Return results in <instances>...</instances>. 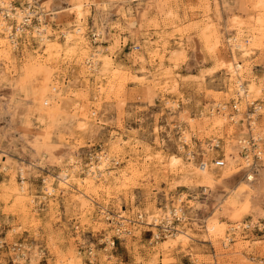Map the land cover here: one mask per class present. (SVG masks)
I'll return each mask as SVG.
<instances>
[{"label":"rangeland","instance_id":"1","mask_svg":"<svg viewBox=\"0 0 264 264\" xmlns=\"http://www.w3.org/2000/svg\"><path fill=\"white\" fill-rule=\"evenodd\" d=\"M14 1V6L23 8L30 2L33 10L38 14L45 12L47 14L45 22L54 33L50 38L56 46L62 44L61 31L69 22L72 23L71 15L61 14V17L57 18L53 17V14H48L50 13L48 3L53 0ZM87 1L89 4L85 12V32L88 43L91 47L100 45L113 48L115 51L113 59L115 65L123 71L122 76L115 80L113 91L97 103L93 95L91 75L85 79L88 86L85 85L84 76L90 71L87 63L77 57L65 61L61 54L55 56L56 63H65L60 65L62 69L56 77L61 83L60 86L75 94L72 92L64 98L62 112L52 121L45 120L41 123L34 114L29 116L34 131L49 129L46 143L55 153L43 160L31 162L33 152L19 134L20 120L9 125L7 117L0 116V151L7 154L4 164L8 168L7 172L0 169V242L22 243L29 257L27 264H64L75 255L82 264H138L137 261L146 264L153 257L160 260L163 255L171 264H264V206H255L244 212L239 220H234L218 208L217 202L210 203L207 192L201 186L187 185L183 175L174 172L173 166L167 162L169 155H176L181 157L186 167L188 153L191 152L197 158L196 164L199 165L205 158L210 162L212 172L219 175L226 162L221 167L214 166L212 162L216 159L223 160L221 148L223 139L216 135V141H212L214 134L206 133L210 127V120L205 115L211 119L225 112L227 115H235L238 114L237 110H241L239 121L234 125L233 135L235 139L243 138L245 141L243 151L248 153V168L255 171L260 167L261 160L258 154L260 150L264 152V136L262 138L259 134L264 127V119L263 115L255 110V106L256 103L264 104V37L259 45L254 47L251 57L246 61L249 69L245 73L248 75L245 79L251 77L253 84L258 87L259 99L254 104L252 102L243 104L236 96L237 91L230 83L228 73L225 72L224 66L219 64L217 58L220 54L225 59L232 57L233 50L227 39L231 36L232 30L228 29L220 37L221 44L218 49L211 51L205 46L198 29H192L193 22L185 21L183 27H191L185 34L183 49L179 51L178 45L170 40L169 52H166L161 65L172 69L179 80L176 90L164 91L165 97H170L177 103L174 110L163 103L157 89L155 90L148 82L149 72L155 70L158 60L153 61V64L144 60L146 54L142 46V33L148 32L150 35L155 22L167 21L168 15L165 10L168 7L176 11L178 16H182L183 11H188L189 6L192 5V9L198 11L196 23L200 15L206 11L211 18L210 27L214 30L218 21L228 26L231 25L233 17L247 21L251 11V1L217 0L218 11H216L211 0H208V3L201 0H156L167 3L165 5L167 7L159 13L151 7L153 11L149 9L141 18L140 30L143 28L147 30L132 34L127 32V20L136 15L137 8L144 4L143 0H116V3L111 0H98L100 12L91 3L93 0ZM56 2L67 7L70 0ZM104 5L107 10L111 9V13L107 15L108 22L117 24L122 29V37L117 47L113 46L112 38L101 41L95 32L96 25L106 16L101 11ZM121 6L123 10L126 9V15L122 16L117 10ZM33 21L37 23L36 18ZM29 30L30 28L23 32L20 45L12 53L9 63L11 73L5 75V79L2 75L3 64L0 62L2 94L7 90L8 84L16 81L23 71L24 49L30 51L36 45ZM172 51L174 55L171 54ZM235 54L238 56L237 53ZM140 56H143V61ZM143 74H146L144 75L146 78ZM16 97L24 98L21 93H17ZM218 102L221 105H217ZM234 105L236 108L233 107ZM201 111L203 116L200 114ZM80 119L83 120L82 125L78 126L81 123L78 121ZM205 120L207 122H204ZM251 120H255L256 129H252L249 125ZM121 131L123 134H120ZM184 132L189 135V142L183 140ZM256 132L258 135L255 134ZM119 135L127 140L124 149L128 156L134 157L135 153L139 154L142 164L145 150L152 154L158 153L165 159L160 169L152 166L148 168L150 175L154 173L156 181L151 179V175L148 177L149 180L138 179L126 190H118L111 184L112 195L100 193L101 201L106 202L104 213L99 211L101 202L96 203L98 202L96 201L92 205L82 204L70 198L61 189H58L50 199L41 198L44 193V178L57 176L62 168H71L73 162L67 160L69 147L74 150V156L81 164L75 174L82 178L87 175V166L92 161H98L97 155L109 146L114 136ZM217 142L219 146L211 145ZM20 162L25 163L23 179L17 167ZM2 164L0 162V166ZM119 165L109 167L113 171L109 178L110 183L114 181ZM238 168L237 176L232 180L230 187L245 180L246 168L243 165ZM10 173L14 174L13 178H10ZM21 181H24V186L30 196H33L34 202H29L28 199L18 202L11 191L5 192L4 187L12 183L18 185ZM56 181L53 178L54 186ZM154 185H157L156 193L147 194L143 187ZM69 189L75 191L73 186ZM181 193H184L185 197L179 205L182 206L186 219L173 218L169 224L172 223L174 228L190 230L193 237L187 240L185 248L163 249V242L171 239L172 236L169 235L174 232H164L162 226L154 227L147 223L149 213L147 214L146 211L154 206L156 210L163 212L166 204L173 208L175 200ZM224 195V198L229 197V194L222 192V196ZM189 200L191 202H188ZM201 202L206 204L202 210H199L196 205ZM118 211L128 217V223L124 222V226L116 218L105 217L106 213L114 216ZM214 216L226 226L224 235L207 231L206 223ZM160 220V225L166 224L165 218ZM155 232L158 235L154 237ZM107 235L111 241L113 240V245L108 243ZM157 247L163 251L155 253ZM33 250L38 251L39 257L31 260L30 253ZM10 254L1 249L0 261L5 262ZM103 254L105 256L101 258ZM61 257L65 262H58ZM73 264H76V261H73Z\"/></svg>","mask_w":264,"mask_h":264},{"label":"bare ground","instance_id":"2","mask_svg":"<svg viewBox=\"0 0 264 264\" xmlns=\"http://www.w3.org/2000/svg\"><path fill=\"white\" fill-rule=\"evenodd\" d=\"M10 1L12 2L14 0H0V6L4 8L7 13V18H0V62L3 64L2 75L4 79L5 75L11 73L9 63H11L12 53L15 52L20 45L21 36L23 32L28 30V27H30V34L35 40L36 45L30 51L24 49L23 56H25V58L22 60L23 71L20 72L18 79L9 83L7 90H5L3 94V90L0 89V116H6L9 125L20 120L21 130L19 134L29 144L33 152L30 160L34 162L40 159L43 160V158L55 152L51 150L46 143L49 129L42 128L34 131L31 127L29 116L34 114L41 123L45 120H54L63 110L62 105L64 98L68 97V95L73 92L65 90L60 86L61 83L56 77L60 69H62L60 65H65V63H56L55 56L61 54L65 61L72 57H77V59H81V61L87 63V68H89L90 71L84 76V80L90 75L92 76L93 95L96 97L97 103L107 97L110 91H113L115 88V80L117 77L122 76L121 73H123V71L115 65L113 59L115 51L113 48L100 45L91 47L88 43L85 32V12L89 1L70 0L67 7L59 5V3L56 2L58 0H53L51 3H48V10H50L48 14H53V17L60 18L61 14L72 16V23L69 22L67 26L62 28L61 33L63 35V42L58 46H56L53 39L50 38L51 34L53 35L54 33L51 32L49 25L45 22L47 17L45 12H41L42 14L40 15L35 10L27 11L26 6L22 8L14 6V4H12V6H14L13 10L10 11L8 8ZM41 1L43 0H40V2ZM111 1L114 3L117 2L116 0ZM143 1L144 4L137 8L135 16H131L130 12H128L131 16L128 18L129 20H127L126 25L129 34L147 30L146 28L140 30L141 18L145 16L149 9L152 10L151 7H153L156 13L161 12L164 7H167L165 6L167 5L165 2L162 3L156 0ZM211 1L214 4L215 10L218 11L217 0ZM250 1L251 11L247 21L238 20L233 17L230 26L218 21L213 30L210 27L211 18L206 14V11L200 15L196 23L198 11L193 10L192 5L189 6L188 11H183L182 16H178L176 11L174 12L168 7V9L165 10V13L168 15V20L155 22L152 25L150 35H148V32L142 33V46L146 54L144 60L146 59L150 64L158 60V65L155 67V70L149 72L150 78L148 82L155 90L157 89L163 103L167 105L169 109L174 110L177 103L171 100L170 97H165L164 91L170 92L173 89L176 90L177 86H179V80L172 69L164 68L161 65L163 64V58H165L166 52H169L168 42L170 40L175 42L179 47V51H181L180 49H183L184 45V37H186L185 34L188 33L191 26L192 29H198L199 35L204 40L205 46L211 51L218 49L221 44L220 37L228 31V29L232 30L231 36L227 38L233 50L232 57L230 59H225L221 54H217V58L220 61L219 64H222L225 72L228 73L230 83L233 84L232 86L237 91L236 96L241 99L240 103L252 102L254 104L259 99L258 87L253 84L251 77L248 80L245 79L248 76L245 73L247 69H249V64L246 61L251 57L254 47H257L260 40H263L264 37V0ZM35 2H37V0ZM98 2V0H93L91 3L99 10L100 6ZM201 2L208 3V0H201ZM54 5L59 6L54 7ZM105 6L106 5L102 7L105 12L103 10L101 11L105 13L104 15L106 16L102 18L100 24L96 25L95 32L101 41L109 37L112 38L113 46L117 47L122 37V29L119 25L108 22L109 19L107 15L111 13V9L107 10ZM117 10L122 16L127 14L125 12L126 9L123 10V6ZM26 13H29L30 15L28 16L30 17L36 14L38 15L35 16L37 23H32V21L29 20L30 17H28L26 20L28 27L25 28L22 24L25 20ZM185 21H191L193 23L191 26L185 28L183 27ZM104 24H106V26ZM13 27L15 31H13ZM12 34L15 36L14 40L9 38ZM235 53H237L238 56H236ZM171 54L174 55V51H172ZM140 59L143 61V56H140ZM174 65L175 63L173 66ZM124 74H126V72H124ZM144 75L146 74H143V77L146 78ZM143 77H141V79H143ZM85 83V85L88 86L86 80ZM17 93H21L24 98H17ZM73 94L75 93L73 92ZM217 105L221 104L218 102ZM255 110L260 112L264 119V104L256 103ZM237 113L238 114L235 115H227L225 112L221 113L222 115L211 117V119L208 115H205V117L210 120V127L206 133L210 132L214 134L211 138L212 141H216V135L223 139L221 148L223 151V161L225 160L224 162H226V164L219 175L212 172V166L205 158L202 161L203 164L204 162L206 163L204 167H200L201 162L199 165L196 164L197 158L195 155L193 156L191 152L188 153V164L186 167L181 157L169 155L167 158L168 164L173 166L172 170L176 173H181L187 185L194 186L196 184L197 186H201L204 191L207 192V198L210 199V203L213 204L217 202L218 208L231 216L234 220H239L244 212L255 206H264V152L261 150L259 151L261 160L260 167L255 171L248 168V153L243 151L245 148V141L243 138L241 140L238 138L235 139L233 135L235 133L234 125L239 121L238 117L241 115V110H237ZM200 114L202 115V111ZM211 115H213V113ZM78 121L81 122L78 126H81L83 120L80 119ZM204 122H207V120ZM249 125H251L252 129H256L255 120H251ZM260 132L261 134H259V136L263 138L264 127ZM120 134H123V131H121ZM255 134L258 135V132ZM182 138L185 142H189V135L186 132L183 133ZM126 141V138L121 135L114 136L109 146L97 155L98 161H92L87 166V175L82 178L75 174V172L80 169L81 164L79 160H76L74 150L69 147L67 149V160L73 162L70 165L71 168H62L57 176L45 177L43 180L44 193H42L41 198L50 199L52 195H55L54 193H56L58 189H61L64 193H67L70 198L76 199L82 204L92 205L96 201H98L96 203L101 202L99 204V211L104 213L106 212V202L101 201L100 193L104 192L105 195H112L110 190L111 184L117 187L118 190H126L131 185H134L138 179L149 180L148 177L151 175V179L156 181L154 173L150 175L148 168L152 166L155 169H160L165 159L158 153L152 154L150 151L145 150L142 156L144 158L142 164L139 159V154L135 153L134 157L128 156L127 151L124 149L127 143ZM209 150L211 149L209 148ZM241 152H243V158ZM5 157H7V154L0 151V162L3 163L0 169L7 172V165L4 164L6 161ZM115 164H120L118 166L119 169L117 170L116 177L113 178L114 181L110 183L109 178L113 174V171L109 167ZM240 165L246 168L244 169L246 175L245 180L234 187H230L232 180L237 176V170H239L238 167ZM17 167L20 177L23 179L25 163L20 162ZM13 175V173H10V178H13ZM53 178L57 180L55 186ZM71 186L75 187V191H70L69 188H71ZM138 186L141 187L142 185ZM4 188L5 192L11 191L14 194V199L18 202L25 199H28L29 202L35 201L24 186V181H21L18 185L12 183V185ZM143 188L147 194L156 193L157 185ZM222 192L229 194V197L224 198L225 195L222 196ZM184 197L185 194L181 193L175 200V206L170 208V205L166 204L163 212H159L154 206H152V208L150 207V211L149 209L146 211L147 214L149 213L147 215V223L152 224L154 227H167L172 219L173 213L185 220V213L182 206L179 205ZM188 202L191 201L189 200ZM205 204V202H201L196 205V208L202 210ZM105 217L116 218L123 226L125 225L124 222L128 223V217L123 216L119 211L114 216L106 213ZM161 218H165L166 224L160 225L159 222ZM237 225L239 226V224ZM178 228H176V232L169 235L172 236L171 239H167L163 242V249H168L170 247L185 248L187 240L193 237L190 230ZM225 228L226 226L222 225L215 216L206 223L207 231L212 234L224 235ZM156 235H158L157 232L154 233V237ZM106 239L109 244L112 243L108 235ZM161 251L163 250L157 247L155 253H160ZM23 254L24 259L28 261L29 257L27 251H23ZM163 254H165V252H163ZM104 256L105 254H103L101 258ZM30 257L31 260L37 259L39 257L38 251L33 250V252L30 253ZM76 257L75 255L74 258L66 262L65 259L61 257L58 262L73 264V261H76V264H82ZM157 259L158 258L153 257L148 260L146 264H171L169 259L164 255L160 260ZM137 263L140 264L143 263V261H137Z\"/></svg>","mask_w":264,"mask_h":264},{"label":"built area","instance_id":"3","mask_svg":"<svg viewBox=\"0 0 264 264\" xmlns=\"http://www.w3.org/2000/svg\"><path fill=\"white\" fill-rule=\"evenodd\" d=\"M12 4H15V1H12V2L10 1V4L8 6L10 11H12L14 8V6H12ZM26 8H27V11L33 10V6L30 4V2H29V5L26 6ZM28 15H30V14L26 13L25 20L22 24L23 26H25V28L28 27V25H27L28 23L26 22L27 18L30 17ZM0 16H1L0 18H7V13H6L5 9L2 8L1 6H0ZM33 19H35V18H33V16L29 18V20H31L32 23L34 22ZM24 23H25V25H24ZM28 28H30V27H28ZM13 31H15L14 27H13ZM9 38L11 40H14L15 36L12 34V36H10ZM233 107L236 108V105H234ZM217 146H218V142L213 144V147H217ZM258 156H259V154H258ZM212 164L216 167H221L224 165V161L222 159H216L212 162ZM205 165H206V163L204 162V164H203V162L201 161L200 167H202V166L204 167ZM173 218H175V220H179V217L175 213L172 214V219ZM161 229L164 232H169V233L176 232V230H177L176 228H174L172 226V223L168 224L167 227H164V228L162 227ZM111 244L113 245V240H112ZM1 249H4L5 251L10 252L11 254L8 256V258L5 262L0 261V264H27V261L24 259V254H23L24 248H23L22 243L8 244L5 241H1L0 242V250Z\"/></svg>","mask_w":264,"mask_h":264}]
</instances>
